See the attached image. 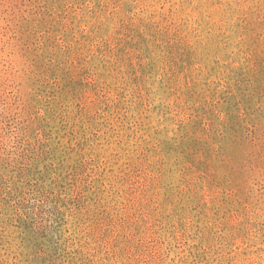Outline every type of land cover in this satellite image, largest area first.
<instances>
[{"label": "rangeland", "instance_id": "374dc122", "mask_svg": "<svg viewBox=\"0 0 264 264\" xmlns=\"http://www.w3.org/2000/svg\"><path fill=\"white\" fill-rule=\"evenodd\" d=\"M0 264H264V0H0Z\"/></svg>", "mask_w": 264, "mask_h": 264}]
</instances>
